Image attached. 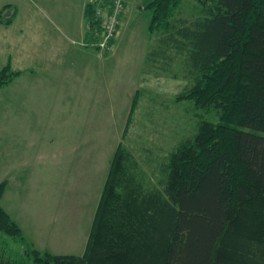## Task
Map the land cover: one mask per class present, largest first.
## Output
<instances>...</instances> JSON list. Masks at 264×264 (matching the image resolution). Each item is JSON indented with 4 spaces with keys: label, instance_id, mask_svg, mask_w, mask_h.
I'll return each mask as SVG.
<instances>
[{
    "label": "trees",
    "instance_id": "16d2710c",
    "mask_svg": "<svg viewBox=\"0 0 264 264\" xmlns=\"http://www.w3.org/2000/svg\"><path fill=\"white\" fill-rule=\"evenodd\" d=\"M181 1L146 0L149 31L161 33L148 59L183 54L193 83L177 98L219 120H200L170 152L161 188H146L120 143L81 255L33 248L0 184V234L26 245L0 264H264V0H202L193 19L178 17ZM20 73L4 66L0 87Z\"/></svg>",
    "mask_w": 264,
    "mask_h": 264
},
{
    "label": "rangeland",
    "instance_id": "374dc122",
    "mask_svg": "<svg viewBox=\"0 0 264 264\" xmlns=\"http://www.w3.org/2000/svg\"><path fill=\"white\" fill-rule=\"evenodd\" d=\"M60 1L67 4L65 9L77 8L76 0ZM30 2L38 12L48 9L46 0ZM145 5L146 0L124 1L122 11L116 12L120 24L105 46L94 43L102 35L93 31L95 18L86 13L89 38L80 44L94 53L92 72L77 75L72 63L78 58H70L65 80L38 88L44 93L36 100L42 108L35 106L41 114L21 118L12 113L13 100L1 98L0 106L6 104L8 110L0 112V184L5 185L1 204L41 252L83 254L120 143L138 163L136 171L146 188H161L170 152L195 134L200 120H219L214 109L177 98L193 83L183 54L171 49L172 59L164 63L163 55L148 59L161 33L149 31ZM203 5L202 0H182L178 17L201 16ZM44 15L37 21L44 22ZM12 81L0 88L11 93ZM46 91L61 96H45ZM17 100L32 102L30 96ZM61 101L63 110L57 113L54 106ZM14 116L19 123L12 122ZM25 249L14 237L0 234V259L15 258Z\"/></svg>",
    "mask_w": 264,
    "mask_h": 264
},
{
    "label": "crops",
    "instance_id": "0c3cea01",
    "mask_svg": "<svg viewBox=\"0 0 264 264\" xmlns=\"http://www.w3.org/2000/svg\"><path fill=\"white\" fill-rule=\"evenodd\" d=\"M76 2V10H68L63 6L67 5L64 1L46 0L48 9L38 12L35 8L31 9L30 0H0V70L9 64L14 70L21 71L11 83V93L0 88V102L5 96L10 97L13 100L12 113L21 118L23 114H41L35 106L42 108L36 104V100L37 103L41 101L44 93L38 88L42 87V83L65 80L70 58H78L75 64L72 63L78 71L75 72L77 75L85 76L87 72H92L94 65L91 56L94 53L90 47L80 44L89 38L86 28L89 0ZM40 14H45L44 22L37 21ZM46 92L49 95L45 96H61ZM20 96H30L32 102L22 104L17 100ZM1 104L0 112L3 115L8 110L3 107L6 104ZM63 105L61 101L59 106H54L55 112L60 113ZM12 122L19 123V117L14 116Z\"/></svg>",
    "mask_w": 264,
    "mask_h": 264
},
{
    "label": "built area",
    "instance_id": "2783aa9c",
    "mask_svg": "<svg viewBox=\"0 0 264 264\" xmlns=\"http://www.w3.org/2000/svg\"><path fill=\"white\" fill-rule=\"evenodd\" d=\"M124 1L125 0H90V2L95 4V10L93 12L95 22L91 27H94L93 31L98 33L97 35H100V33L102 35L101 41L94 42L96 45L100 44L101 46H105L109 41V38L115 33L116 28L120 24L116 12L120 9L122 11ZM101 3H104V7L101 6ZM102 12L107 15L104 17L102 16V19H100L99 17H101ZM96 14L98 16H96Z\"/></svg>",
    "mask_w": 264,
    "mask_h": 264
}]
</instances>
